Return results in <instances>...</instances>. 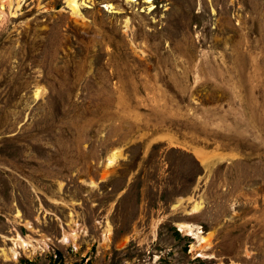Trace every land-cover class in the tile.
<instances>
[{
    "label": "rangeland",
    "instance_id": "1",
    "mask_svg": "<svg viewBox=\"0 0 264 264\" xmlns=\"http://www.w3.org/2000/svg\"><path fill=\"white\" fill-rule=\"evenodd\" d=\"M0 0V264H264V0Z\"/></svg>",
    "mask_w": 264,
    "mask_h": 264
},
{
    "label": "bare ground",
    "instance_id": "2",
    "mask_svg": "<svg viewBox=\"0 0 264 264\" xmlns=\"http://www.w3.org/2000/svg\"><path fill=\"white\" fill-rule=\"evenodd\" d=\"M72 3L74 4V6H76V4H75L76 3V0H72Z\"/></svg>",
    "mask_w": 264,
    "mask_h": 264
}]
</instances>
